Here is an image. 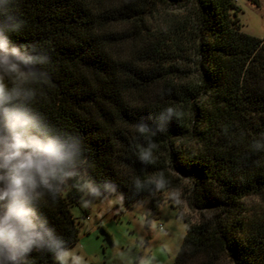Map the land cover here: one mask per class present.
<instances>
[{
	"label": "trees",
	"instance_id": "trees-1",
	"mask_svg": "<svg viewBox=\"0 0 264 264\" xmlns=\"http://www.w3.org/2000/svg\"><path fill=\"white\" fill-rule=\"evenodd\" d=\"M238 11L236 0H0V32L27 58L0 66V88L79 145L72 174L38 203L59 252L77 241L70 207L91 184L129 208L147 200L146 225L168 202L186 223L173 264H264V38L240 30ZM54 256L33 249L25 264Z\"/></svg>",
	"mask_w": 264,
	"mask_h": 264
},
{
	"label": "clouds",
	"instance_id": "clouds-1",
	"mask_svg": "<svg viewBox=\"0 0 264 264\" xmlns=\"http://www.w3.org/2000/svg\"><path fill=\"white\" fill-rule=\"evenodd\" d=\"M26 59L0 32V66L15 67ZM172 113L171 107L162 112L159 125ZM136 127L149 131L143 123ZM78 154L75 137L54 132L24 105L18 92L0 88V264H25L33 249L46 248L59 256L62 242L38 203L45 190L57 191L72 174L68 165ZM148 157L147 151L140 152L141 159Z\"/></svg>",
	"mask_w": 264,
	"mask_h": 264
},
{
	"label": "rangeland",
	"instance_id": "rangeland-1",
	"mask_svg": "<svg viewBox=\"0 0 264 264\" xmlns=\"http://www.w3.org/2000/svg\"><path fill=\"white\" fill-rule=\"evenodd\" d=\"M236 5L240 30L264 38V0L258 5L236 0ZM70 212L77 222V241L50 264H173L186 231L168 202L146 225L149 202L126 207L119 190L99 196L87 186ZM182 214L195 220L185 206Z\"/></svg>",
	"mask_w": 264,
	"mask_h": 264
}]
</instances>
